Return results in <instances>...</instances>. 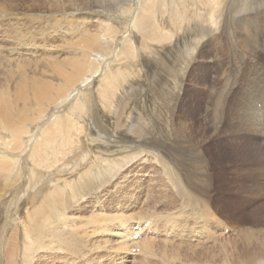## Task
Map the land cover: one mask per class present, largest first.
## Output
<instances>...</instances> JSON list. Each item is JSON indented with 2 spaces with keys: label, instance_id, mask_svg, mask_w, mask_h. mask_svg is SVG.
<instances>
[{
  "label": "bare ground",
  "instance_id": "6f19581e",
  "mask_svg": "<svg viewBox=\"0 0 264 264\" xmlns=\"http://www.w3.org/2000/svg\"><path fill=\"white\" fill-rule=\"evenodd\" d=\"M58 2L55 13H62V21L68 25L66 34L75 32H72L75 26L70 24L75 19L92 20L101 29L89 32L84 28L70 41L77 56L49 69L51 78L59 84L53 79L42 81L24 75L16 80L11 92L0 89V217L5 223L4 230L13 231L5 237L11 240L6 264H30L38 253L35 244L42 245L45 239L74 248L78 242L77 223L66 213L71 209L67 198L83 191L86 199L100 202L99 191L104 190L107 194L106 187L113 191L117 178L132 175L126 168L134 160L132 155L153 153L149 147L158 145L156 136H146L140 131L141 126L132 124L125 130L115 123L112 129L116 130L111 131L106 123L101 134H85L80 142L78 123L84 121L80 111L91 118L98 107L110 110L116 102V109L110 113L116 116L123 104L119 89L122 93L133 80L139 79L136 75L141 69L137 60H144L149 65H144L145 74L160 67L161 73L163 69L168 72L170 66H166L168 71L162 67L166 61L161 60V54L167 50V45H178L182 41L184 219L174 222L172 216L167 222L174 223L170 228H178L172 232L181 238H187L190 231H206L208 221L216 218L210 204L216 197V184L222 176H227L225 193L236 202H233V213H241L255 204L256 198L264 192V0H118L109 5V12L89 8L102 0ZM101 15H105L103 19L98 18ZM23 18L8 14L0 7V28L5 30L4 38L8 36L6 33L12 35L9 30L15 36L17 34L18 42L28 35H24L27 27L22 23ZM39 23L46 26L40 33L48 30L40 19ZM128 35L137 37L138 59L131 50ZM12 37L7 38L9 45L14 44ZM157 38L159 46L155 42ZM178 69L179 73L181 68ZM188 95L191 96L189 99L193 97V103L186 100ZM75 113L76 117H73ZM118 122L126 126L124 119ZM211 143L230 145L233 150L240 151L238 153H250V157L245 161L236 159L228 172L223 163L215 170L208 158ZM118 144L129 148L124 149ZM171 144L165 146L169 153H173ZM78 209L75 208L79 212ZM116 211L123 213L124 210L118 208ZM110 214L100 213L95 217L105 219L107 222H103L108 224L114 217ZM118 219V223L112 224V231L117 230L114 234L120 242L129 239L130 244H135L134 248H138L137 242L142 239L161 237L166 226L157 218L160 223L155 221L148 226L153 235L140 233V240L133 241L134 234L140 235L134 228L137 220L131 227L127 220ZM239 231H252L244 235L240 249L235 251V256H242L240 261L264 254V226ZM209 232L213 231L209 229ZM144 247L152 256L149 245ZM132 249L128 255L133 260L136 257ZM141 253L139 247L138 256ZM247 261L246 264H264V261ZM0 264L5 263L1 261Z\"/></svg>",
  "mask_w": 264,
  "mask_h": 264
},
{
  "label": "rangeland",
  "instance_id": "374dc122",
  "mask_svg": "<svg viewBox=\"0 0 264 264\" xmlns=\"http://www.w3.org/2000/svg\"><path fill=\"white\" fill-rule=\"evenodd\" d=\"M61 1L67 2V0ZM117 1L118 0H102L101 3H93L89 8L101 9L109 12V5ZM58 5V0H0V7L4 8L8 14L23 16V25L32 29L29 30L24 28V35L25 33L28 35H25L26 37L24 36L19 42L17 40V34L15 36V33L8 29L9 33L12 34L11 36L14 37H12V39H14V44L12 43L10 46V42L7 41V38L11 36L6 33V36H8L4 38L5 30L0 28V43H2L0 45H3V48H0V89H9L7 91L11 92L12 86L15 85L16 80L18 81V78L24 75L42 81L53 79L59 84L60 82L58 80L51 78L49 69H52V67L59 62L77 56L70 41L72 42L77 38L78 33L83 31L84 28H87L89 32L101 29L97 26V22L92 20L80 21L82 19H75L70 22V24L75 26L72 28V32H75H71L72 34L67 32L66 34L65 31L68 30V25L62 21V13H55ZM104 16L105 15H101L98 18L103 19ZM39 19L48 26V30L42 33L40 32L45 29L46 26L39 23ZM71 35H73L71 38L72 40H69ZM36 38L38 39L36 40ZM128 38L130 39L131 50L135 58L138 59L137 37L128 35ZM155 42L156 45L159 46V38H157ZM183 43L184 41L178 45H167V50L161 54V60L164 58L166 61L165 66L162 65V67L167 69L166 66H170L169 71L168 69L166 70L168 72H165L163 69L161 73L162 68L160 67L161 69L159 68L153 72L149 71L145 74L144 68L149 65L144 60L138 61L136 59L141 69L138 75H136L139 79L133 80V83L127 85L122 93L119 89L118 93L120 97L122 96L121 100L123 104L118 108L116 116L110 114L116 109V102L112 104L110 110H103L101 107H98V109L91 114V118L80 111L84 118V121H76L79 122L78 125L81 127V133L78 139L80 142L83 141L85 134L91 132L101 134L103 128H105V126L107 127V125L111 131L116 130L115 128L112 129L116 123V126L118 124L123 129L130 124L133 126H141L140 131L144 132L146 136H156L155 141L159 146L152 144L155 147H149L153 152L152 154L144 155V153H140L141 156L135 154L134 157L132 155L131 159L134 160H132V164L126 167L131 170L132 175L127 177V174H125L124 176L127 179L125 177H123V179L117 178V183L113 191L111 187H106L107 194H105L104 190L99 191L97 195L101 199L100 202L92 198L90 200L86 199L87 197L82 194L83 191H80L77 196L68 197V205L71 209L67 210L66 213L71 216V221L74 219V223H77L75 224V233L76 236H78V242H75L74 248L62 245L59 246L46 239L42 245L36 243V253H38L36 259L30 264H246V262H248L247 260L250 262L256 260L257 263L264 261L263 253L252 259H244L246 262L244 260L240 261L242 256H235V251L240 249L239 247H241L240 244H242L244 235L252 232L239 230L243 228L255 230L261 229L264 226V192H262L263 195L260 194V197L258 196L256 198V203L249 205L245 211L237 214L233 213L232 208L234 201L230 197L228 198L227 193H225L227 188V176H222L220 180L218 179V184L215 182L216 197L211 200L210 205L213 217L215 216L216 218L208 221L206 224V231H190L192 233L188 235L187 238H184V236L181 238V236H178V233L172 232L178 231V228H170L174 223L172 221L167 222L170 221L169 217L172 216L174 222H179L180 219H184V51L181 50L183 48L182 45L184 46ZM29 44L31 45L29 46ZM27 46L29 48H27ZM43 52L46 54L44 53V55ZM178 67L181 68L179 73ZM21 73L24 74L18 76ZM157 73L160 75L156 76ZM135 74H137V72ZM135 74L133 73V75ZM139 74L143 75L139 76ZM180 82L182 87H179ZM8 86L10 88H7ZM167 96L170 97L168 98ZM190 97L191 96L188 95L186 100H192L193 103V97L189 99ZM177 99L178 101L176 102ZM76 114L77 113L72 116L74 117ZM123 119L126 121V126L118 122H122ZM106 123L108 124L104 125ZM170 142L172 143L171 151L173 153H169L165 149L166 144ZM118 145L124 147V149L129 148V146L124 144ZM141 145L143 144L141 143ZM224 145L211 143L209 149L211 155H208V158L211 164L214 165L213 167L215 170H217L218 165L222 166L223 163L225 164L223 166L226 167L225 169L228 172L236 159L241 160L243 158L244 161L249 159L250 153H238L240 151L233 150L230 148V145H225V147ZM225 175H227V173H225ZM120 179L121 181H119ZM255 197L251 201H253ZM234 203L236 204V202ZM76 207L80 208L78 209L79 212L75 210ZM118 208L122 209V211L124 210L123 213H118L116 211ZM95 212L98 214H95ZM100 213L106 215L111 213L110 215L114 217L117 216L112 218V222L109 223L108 221V224H105L107 222L105 219L95 217V215L98 216ZM165 217H167V219ZM118 218H122L123 221L127 220V223L131 227L134 225L132 224L133 221L137 220V222L135 221L134 228L136 231H139V234L145 233V235H153V230L148 229V226L158 221L157 218H159L160 222L162 221L161 224H165L166 226L163 228L165 230L162 229L163 235L161 237H147L145 238L146 241L142 239V242H137L138 248H134L135 244H130L129 239H126L124 243L121 241L122 244L120 242L121 239L119 240L118 236L114 234L117 230L112 231V224L118 223L120 220ZM81 219L84 221H81ZM56 220L57 219H55V222ZM96 220L100 221L97 222ZM2 221L3 219L0 217V262L3 261V263L6 264L11 240H6L5 237L13 231H5V223L3 222V226ZM91 221L94 223V226ZM209 229L214 233H208ZM137 236V234L132 236L133 241L140 240L142 234H140L139 237ZM117 242L121 244L116 245ZM147 244L149 245L150 252L153 254L152 256L150 253L145 252L147 248L144 246ZM132 247L134 249H132ZM139 247L142 248V253L138 256ZM130 249H132V254H134L133 256H135L136 259L132 260L129 257L128 252ZM11 256H14V254L11 253ZM160 257H162L165 262H162V258Z\"/></svg>",
  "mask_w": 264,
  "mask_h": 264
},
{
  "label": "clouds",
  "instance_id": "9594fccd",
  "mask_svg": "<svg viewBox=\"0 0 264 264\" xmlns=\"http://www.w3.org/2000/svg\"><path fill=\"white\" fill-rule=\"evenodd\" d=\"M194 51H195V49H194Z\"/></svg>",
  "mask_w": 264,
  "mask_h": 264
}]
</instances>
